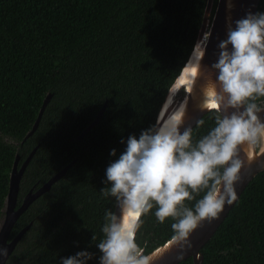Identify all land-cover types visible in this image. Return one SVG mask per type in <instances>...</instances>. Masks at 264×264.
Here are the masks:
<instances>
[{
	"label": "trees",
	"instance_id": "16d2710c",
	"mask_svg": "<svg viewBox=\"0 0 264 264\" xmlns=\"http://www.w3.org/2000/svg\"><path fill=\"white\" fill-rule=\"evenodd\" d=\"M207 4L0 0V218L17 155L21 167L38 147L22 177L19 204L71 165L17 221L10 239L32 225L7 264H59L61 256L85 249L95 254L89 264H97L95 244L103 235L105 210L116 208L99 192L105 168L116 158L109 152L115 148L118 157L122 138L138 136L158 120L195 48ZM258 11H264V0ZM50 94L37 130L25 139ZM257 103L263 107L264 98ZM104 106L100 121L79 138ZM201 120L192 130L194 141L214 125L213 110ZM154 210L141 217L136 234L145 254L172 235L171 221L159 223ZM202 253L203 264H264V171L246 187Z\"/></svg>",
	"mask_w": 264,
	"mask_h": 264
},
{
	"label": "clouds",
	"instance_id": "9594fccd",
	"mask_svg": "<svg viewBox=\"0 0 264 264\" xmlns=\"http://www.w3.org/2000/svg\"><path fill=\"white\" fill-rule=\"evenodd\" d=\"M207 42L203 38L202 53ZM217 48L210 65L214 79L205 85L201 103L202 110H213L214 115L206 134L194 141L192 128L182 126L183 109H178L138 136L122 138L124 149L118 157L115 148L110 150L109 156L116 158L105 168V186L99 192L114 200L119 215L105 210L103 235L95 244L97 264H153L154 257L136 242L141 217L153 209L159 223L171 221L170 241L181 248L182 259L183 251L192 247L194 230L237 201L245 163L240 149L254 151L264 141V109L257 103L264 98V11H249L227 23L226 39ZM8 255L7 246H0L3 264ZM94 255L80 250L61 256L59 264H89Z\"/></svg>",
	"mask_w": 264,
	"mask_h": 264
},
{
	"label": "water",
	"instance_id": "95a60500",
	"mask_svg": "<svg viewBox=\"0 0 264 264\" xmlns=\"http://www.w3.org/2000/svg\"><path fill=\"white\" fill-rule=\"evenodd\" d=\"M260 2L261 0H218L214 16L211 19L215 0H208L203 24L195 48L187 64L171 87L169 94L166 97V101L158 116V120L163 121L165 119H168L174 111L176 112L178 109H183L182 126L190 127L193 130V128L198 124V121H200L206 114L212 111L210 109L202 110L201 103L203 100V89L205 85L210 79H214V73L210 71V65L216 59V55L218 53L217 45L220 40L226 39L227 23L234 22L235 20L242 18L249 11L253 13L257 12ZM229 3H231L230 8L228 7ZM205 37L207 38L208 42L205 53H202V43L203 38ZM198 48L200 50V53L194 65L196 70V73L194 75L195 83L192 84L190 88H183V85L180 86V90L185 89V97L180 102L173 101L171 105L167 106L169 99L173 95L172 90L177 85L179 78L182 76L184 70L190 63L194 53L196 52V50H198ZM202 54L203 59L200 60V56ZM51 97V94L46 97L43 107L40 110L38 119L32 131H30L26 135L25 139H28L37 130L45 108L50 102ZM105 108L106 107L104 106L101 109L96 120L79 136V138H82L85 134H87L90 129H92L100 121ZM261 108L264 109V106ZM260 116L261 119H264V112H262ZM181 130H183V128ZM37 148L38 147H36L31 152V154L24 161L21 167H19L20 156L17 155L11 172L9 192L5 201V206L3 208V216L0 218V246L6 245L9 253L8 257L6 258V264L20 240L32 225V223H30L10 239L13 228L16 225L17 221L36 199L50 191L52 185L59 179H61L71 166H67L40 188L35 190L34 187L32 190H30L29 193H27V195L24 197L21 205L18 206L21 180L27 166L36 153ZM240 157L242 160H244L245 163L241 172L242 182L236 186L238 196L237 201L233 202V204L230 206H225L224 210L218 215L217 218L213 219L211 222L204 221L197 229L194 230L190 237L192 247L183 251L182 259L178 260V256H180L182 252L181 248L177 244H174L169 240L164 245L156 248L154 251L149 253L154 257L153 264H179L189 258L193 259L194 264H203V247L211 240L219 227L225 221L231 209L239 201L241 195L245 191L246 187L250 184V182L259 173L264 171V141H262L254 151H250L247 147H241ZM114 212L119 215L118 208H115ZM0 264H3V262L0 261Z\"/></svg>",
	"mask_w": 264,
	"mask_h": 264
},
{
	"label": "bare ground",
	"instance_id": "6f19581e",
	"mask_svg": "<svg viewBox=\"0 0 264 264\" xmlns=\"http://www.w3.org/2000/svg\"><path fill=\"white\" fill-rule=\"evenodd\" d=\"M200 53V50L198 48V50H196V52L194 53L190 63L188 64V66L186 67V69L184 70L182 76L179 78L177 85L175 86V88L172 90V97L169 99L167 106L171 105L172 102L175 100L176 96L179 94V92L181 91L179 88L180 86L183 85V88L189 87L190 82L194 79V75L196 73H193V69H195L194 65L196 62V59L198 58V55ZM186 81L185 83H182L181 81ZM190 88V87H189ZM175 113V111L173 112ZM172 113V114H173ZM171 116V115H170Z\"/></svg>",
	"mask_w": 264,
	"mask_h": 264
},
{
	"label": "rangeland",
	"instance_id": "374dc122",
	"mask_svg": "<svg viewBox=\"0 0 264 264\" xmlns=\"http://www.w3.org/2000/svg\"><path fill=\"white\" fill-rule=\"evenodd\" d=\"M218 1V0H217ZM216 6H217V3L213 6V11H212V14H211V19L213 18L214 16V13H215V10H216ZM182 90L184 92H182ZM179 94L176 96L175 100L174 101H181L184 97H185V89H182ZM26 107H24L25 109ZM28 114L31 115L32 117H34L36 114L34 112V110L32 108H29L28 110Z\"/></svg>",
	"mask_w": 264,
	"mask_h": 264
},
{
	"label": "snow or ice",
	"instance_id": "6c2138e0",
	"mask_svg": "<svg viewBox=\"0 0 264 264\" xmlns=\"http://www.w3.org/2000/svg\"><path fill=\"white\" fill-rule=\"evenodd\" d=\"M192 71H193V73H194V72H195V69H193ZM181 82H182V83H185L186 81H183V80H182Z\"/></svg>",
	"mask_w": 264,
	"mask_h": 264
},
{
	"label": "flooded vegetation",
	"instance_id": "af4514ba",
	"mask_svg": "<svg viewBox=\"0 0 264 264\" xmlns=\"http://www.w3.org/2000/svg\"><path fill=\"white\" fill-rule=\"evenodd\" d=\"M23 199H24V198H23ZM23 199H22V201H23ZM22 201H21V203H22ZM20 205H21V204L18 203V206H20Z\"/></svg>",
	"mask_w": 264,
	"mask_h": 264
}]
</instances>
